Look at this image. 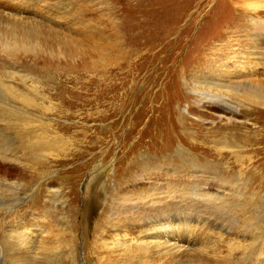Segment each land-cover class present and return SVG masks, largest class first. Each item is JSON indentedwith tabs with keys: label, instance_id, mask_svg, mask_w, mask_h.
<instances>
[{
	"label": "rangeland",
	"instance_id": "rangeland-1",
	"mask_svg": "<svg viewBox=\"0 0 264 264\" xmlns=\"http://www.w3.org/2000/svg\"><path fill=\"white\" fill-rule=\"evenodd\" d=\"M0 28L40 38L0 49V95L40 105L19 113L63 138L40 171L21 152L0 165L15 189L0 193L2 264H146L100 239L121 193L135 201L146 174L204 164L220 173L206 191L167 199L191 223L174 238L189 256L169 264H264V0H0ZM206 133L237 146L209 156Z\"/></svg>",
	"mask_w": 264,
	"mask_h": 264
},
{
	"label": "bare ground",
	"instance_id": "bare-ground-1",
	"mask_svg": "<svg viewBox=\"0 0 264 264\" xmlns=\"http://www.w3.org/2000/svg\"><path fill=\"white\" fill-rule=\"evenodd\" d=\"M37 41H40L38 35L28 34L26 36H23L16 31L5 32L2 28H0V49L3 54H7L8 52L9 54H17V52L28 50L31 47H35L38 43ZM247 78L248 76L244 75L243 79H241V84L248 86L250 81ZM220 86L221 85H218L215 88H231V85L227 82L226 85H223L222 87ZM206 88L210 90L213 88V85L208 84ZM233 89L234 88H232V90ZM224 90L226 92V89ZM6 91L4 90V92L1 93L0 103H5L14 109H9L5 111L0 105V165H6L8 163L18 161L17 159L19 156H13L21 152L24 155L23 157L31 161L33 165L37 167L36 169H39L40 171V169H42L43 165L45 164V161L42 159L43 156H45L46 152L51 153V151H55L57 147L59 149V145H61L59 140H61L62 136H59V138H57V136L54 138L48 137L47 130L43 126V123H41L40 121H38L39 123H36L35 126H33V124L30 125V118L23 116V113H28L27 108L29 107L38 110L39 108H41L40 105L38 106V104L34 103L33 101H31V99H28L26 97H17L19 95H14V93H10V90L8 89H6ZM8 92L9 94H11L10 96ZM198 92L206 94L205 97L208 96L207 91L198 90ZM250 98L254 99L253 93L250 94ZM18 101H22L23 106L25 107H23L24 109H22L21 107H15V105L19 104ZM218 102L220 101L216 100L210 102L209 104H217ZM220 103H223L221 105L225 106L226 102ZM226 107L229 106L226 105ZM21 111L23 113H19ZM231 111L237 112V110L233 108L231 109ZM18 120L24 122L23 127H20V124L16 123ZM225 128L232 129V124L227 125ZM204 136L205 137L202 138L203 142L205 141L206 144H208L209 146H206L205 148L209 156H212L213 154H215L216 156V154L218 155V153H221L222 155L221 150H232L233 148H236L235 146H237L229 143H219L218 141L213 140V136H210L208 133L204 134ZM202 156L198 157L202 158ZM221 157H224V155H222ZM237 158L239 161L241 160L239 156ZM205 165L206 164L202 165L203 168H198L195 165L188 169L185 173H181L185 170V168H182L179 171L178 168H176L175 170H171L168 175H166L168 178H164L162 176L163 172L160 171V168L154 171L153 173L146 174L144 176L145 179L143 181H148L147 185L149 186V189L147 190L150 195H146L145 197H143V195L141 194V196H138L135 201L134 197H136V194L132 191V188H127L125 191H123V193H121L124 196L122 198L123 206L119 207L121 209H119V211L122 214V217L119 216L121 214L117 212L118 209L117 211H115L114 214H112L110 222L107 226H105V231H103L104 237L100 238L102 239L104 246L109 247L111 252L122 251L124 252V254L130 253L135 257L136 261L145 262L146 264H157L162 260L164 264H169L173 257L184 258L186 255L190 254L189 252L191 250L188 249L189 246H186L187 243L180 244L179 241L175 240L180 239V234L185 231L186 226L187 228H190L191 223L185 221L178 225L175 224L176 219L172 218V216H182L181 213L177 215L172 214L177 211L182 212L183 208L187 206L184 205L182 207L183 204L180 205V203H177V205L179 206L174 204V207H171L170 203L172 202H168L167 199L172 200V197H180L182 199H186L188 198V196L199 195L202 194V191H206L204 184L199 181H204L206 180V178L211 179L212 176L216 179L217 176L220 175V173L217 170L218 168L215 167L216 173H211L212 175L209 174L208 172H206V170H202L204 169ZM26 169L27 168L23 167L24 173L29 177V173L31 172L28 170L26 171ZM38 175L34 179L38 178ZM190 177L192 178V180H197L195 181V184H191L189 182L188 179ZM184 182L187 183L186 190L179 189L178 191H175L176 189L182 187L185 184ZM150 184H153L152 189L150 187ZM14 191L15 189H12V186L10 184L0 183V193H2V195L3 193L11 194ZM132 204L133 206H131ZM44 233H47L46 230H44ZM43 236H45V234ZM31 240V237L25 238L26 244H24L26 246H30L34 242H32ZM8 259H11V257H9ZM23 260L25 261V258ZM0 264H2L1 258Z\"/></svg>",
	"mask_w": 264,
	"mask_h": 264
}]
</instances>
